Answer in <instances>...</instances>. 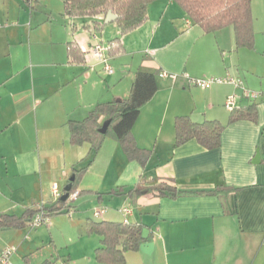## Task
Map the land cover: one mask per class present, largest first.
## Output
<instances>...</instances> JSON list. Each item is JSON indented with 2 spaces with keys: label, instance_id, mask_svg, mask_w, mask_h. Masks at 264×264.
Returning <instances> with one entry per match:
<instances>
[{
  "label": "crops",
  "instance_id": "crops-1",
  "mask_svg": "<svg viewBox=\"0 0 264 264\" xmlns=\"http://www.w3.org/2000/svg\"><path fill=\"white\" fill-rule=\"evenodd\" d=\"M252 14L255 45L248 50L237 49L233 27L206 34L170 0L149 5L147 21L127 35L104 16H67L64 0H0V215L51 207L54 185L64 193L91 151L90 144L70 145L69 121L127 99L139 71L156 73L158 83L132 130L138 147L153 151L147 167L107 137L78 185L86 193L67 204L68 214L37 229L28 223L0 231V251L16 248L11 264H101L95 252L103 239L87 234L89 221L147 230L143 244L153 248L126 253L127 264H264V0L252 1ZM116 41L124 52L111 56ZM97 42L110 47L112 74L90 53ZM71 44L82 63L69 56ZM184 75H229L260 96L245 98L232 85L190 87ZM233 94L237 109L254 107L257 122L229 123L225 103ZM178 117L225 125L221 147L209 151L192 140L175 148ZM162 182L186 193L228 190L175 199L143 193L136 203L111 194ZM99 208L107 212L96 219Z\"/></svg>",
  "mask_w": 264,
  "mask_h": 264
},
{
  "label": "trees",
  "instance_id": "trees-1",
  "mask_svg": "<svg viewBox=\"0 0 264 264\" xmlns=\"http://www.w3.org/2000/svg\"><path fill=\"white\" fill-rule=\"evenodd\" d=\"M158 0H64L66 15L70 17H96L112 12L118 16L117 24L122 35H127L140 28L147 21L148 7ZM175 2L193 23L206 34L215 33L228 27L235 30L237 49L251 50L255 45L254 19L252 14L253 0H170ZM100 26L96 25V29ZM118 46L110 51L111 56L124 52L119 41ZM69 56L82 63L83 57L78 53L75 45H69ZM158 91L157 74L139 71L131 93L127 99H116L108 103L99 104L84 121H69L70 145L83 146L90 144L91 151L86 161L74 168L70 195L78 192V185L94 162L96 154L101 149L107 137L116 139L128 160L139 163L146 168L153 151L140 149L135 141L132 130L137 122L141 109L148 104ZM107 117L109 124L107 132L101 133L104 124L101 119ZM257 112L254 107L234 109L229 123L238 121L257 122ZM175 148L195 140L201 147L213 151L221 147L225 125L219 121L195 123L189 117H178L175 121ZM226 188H219L214 192L186 193L179 191L174 185L162 182L151 188L136 186L132 189L113 191L111 194H123L132 203H136L143 193H152L156 197L179 198L191 195L220 196ZM78 197L86 192H78ZM68 202L56 201L51 207H44L42 211L50 218L60 214L67 207ZM39 211L27 210L22 216L0 215V231L24 229ZM144 228L137 224H117L110 222L87 223V234L102 237V247L95 252L96 259L101 264H127L126 253L138 252L143 242Z\"/></svg>",
  "mask_w": 264,
  "mask_h": 264
},
{
  "label": "built area",
  "instance_id": "built-area-1",
  "mask_svg": "<svg viewBox=\"0 0 264 264\" xmlns=\"http://www.w3.org/2000/svg\"><path fill=\"white\" fill-rule=\"evenodd\" d=\"M30 6H35L37 3H39L40 0H25ZM97 39V37H94ZM110 47L105 45L102 42H97L92 48L90 49V53L96 57L99 61H101L104 64L105 71L108 74L113 73V69L109 65V52ZM161 78H167L171 80H177L179 77L174 74H168L165 72L160 73L159 75ZM184 78L187 80V83L190 87H195L203 90L211 89L214 86H219V85H232L236 88H239L242 90V95L245 98L248 99H256L257 97L260 96L259 93L252 92L249 90L243 80L233 78L231 76H226V77H211V78H191L188 75H184ZM237 98L238 96L236 94H233L229 96L226 100L225 107L229 111H233L236 109L237 106ZM64 195V193H61L57 187V185H54L53 187V196L56 201L60 200L61 197ZM78 192H75L74 194L69 196L68 199V204H71L75 202L78 199ZM44 206H41L37 211L39 213L35 216V218L30 222V227L32 229H37L40 228L44 225L47 224L49 218L45 216L44 212L42 209ZM72 207L70 206L68 208L69 212L71 211ZM106 209L105 208H99L95 209L93 216L96 219L101 218L103 215L106 214ZM124 213H129V211L124 210ZM16 253V248L15 247H7L3 250L0 251V264H11L12 257ZM56 264H65V263H56Z\"/></svg>",
  "mask_w": 264,
  "mask_h": 264
},
{
  "label": "water",
  "instance_id": "water-1",
  "mask_svg": "<svg viewBox=\"0 0 264 264\" xmlns=\"http://www.w3.org/2000/svg\"><path fill=\"white\" fill-rule=\"evenodd\" d=\"M119 18L118 16H116L115 14H113L112 12H110L108 15H107V19H106V23L109 24V23H112V22H115L117 21ZM109 127V124L108 123H105L103 128L101 129V133L102 134H105L107 132V129ZM73 181V178H71L70 182ZM70 191H71V185H68L65 189H64V195L61 197L60 201L63 202V203H66L69 199V196H70ZM62 214L66 215L69 213V210L68 209H65L64 211L61 212ZM143 238L145 240L148 239V232L147 230H144L143 231ZM153 248V244H150V243H146V244H143L141 246V249L145 252H148L147 250L148 249H151Z\"/></svg>",
  "mask_w": 264,
  "mask_h": 264
}]
</instances>
